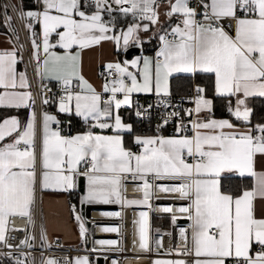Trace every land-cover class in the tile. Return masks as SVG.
Instances as JSON below:
<instances>
[{
	"label": "snow or ice",
	"instance_id": "obj_1",
	"mask_svg": "<svg viewBox=\"0 0 264 264\" xmlns=\"http://www.w3.org/2000/svg\"><path fill=\"white\" fill-rule=\"evenodd\" d=\"M13 9L30 34V58L40 81L34 93L27 70H19V50L15 45L0 50V245L18 253L6 254L14 264H33L32 253L23 249H33L36 239L28 229L34 224L37 192L71 194L81 179L87 182L81 205L148 209L133 222L143 252H151L153 242L162 247V239L150 236L149 212L171 213L174 226L175 213L183 214L188 225L166 252L176 258L153 264H264V170H257L264 160V122L253 124L249 107L250 98H264V0H195V6L193 0H35ZM4 18L11 27L7 6ZM154 29V55L107 62L99 90L85 78V50L108 42L119 57L131 48L142 49L143 36ZM179 74H206L214 97L197 85L194 95L181 98L192 107L167 112L173 107L171 78ZM135 94L153 95L157 107L165 109L152 135H136L121 115V109H135L143 119L152 109L136 103ZM214 98L227 101L238 124L215 118ZM50 106L56 114L47 110ZM57 114L74 115L84 130L65 134ZM170 122L176 123V134L162 135ZM126 134L133 136L138 151L125 146ZM245 178L250 186L233 182ZM129 183L141 199L124 195ZM157 194L187 203L153 208ZM72 211L86 241L83 218L75 205ZM13 217L24 218L26 227L9 228ZM14 231L27 232L16 245L9 243ZM101 231L119 233V228ZM39 239L51 248L43 225ZM95 244L99 248L93 252L111 250L117 241ZM40 264L91 262L88 256L61 261L41 252Z\"/></svg>",
	"mask_w": 264,
	"mask_h": 264
},
{
	"label": "built area",
	"instance_id": "obj_2",
	"mask_svg": "<svg viewBox=\"0 0 264 264\" xmlns=\"http://www.w3.org/2000/svg\"><path fill=\"white\" fill-rule=\"evenodd\" d=\"M2 4V11L4 14L5 6H7V14L12 17L11 27L8 26L9 32L12 35L13 39L15 40L18 49L20 51L21 56L23 57V62L25 65V68L28 72L29 79L33 82V90L34 93L37 89H39L40 81L35 78L34 72H33V65L31 63L30 54H29V46L27 41V35H26V27H25V21H23L18 12L13 9V5L16 6V8L20 7V0H1ZM193 6H195V0H193ZM15 29V32L12 31V29ZM103 66L101 65L98 68V75L101 76V72L103 71ZM48 83V82H45ZM49 87L52 88L53 93H57L59 91L58 87L55 86V83H49ZM196 88V84L194 82L191 83L190 88L185 93L180 94H174L171 98V103L173 107H170L167 109V112H171L175 110L176 106H180L183 108H190L193 105L188 103V101L181 100L182 97H189L194 95V90ZM134 101L138 103L139 105H142L143 107L147 108L149 104L153 105L152 109L149 111V113L143 118H137L134 114L135 109H133V115L138 124L141 125L142 129H153L156 131L157 125L162 122L161 117L166 114L165 109L162 107H157V98L150 94H135L134 95ZM39 106L37 108V112H39ZM178 123V121H177ZM188 123V119L185 118V124ZM63 125V123H62ZM167 128L168 133H175L176 123H169L168 125L164 126ZM190 127V125H189ZM124 195L128 199H141L142 193L138 191L133 190V185L129 183L127 185V190L124 192ZM152 205L153 208H156V206H162V205H169L172 207H175L176 204H186L187 202L184 200L179 199L175 195L172 194H157L152 199ZM117 205V204H116ZM134 207H121V205H117L118 211L121 213L120 217H107L106 219L95 221L88 219L86 216V219L89 221L90 226V235L88 239L89 248H77L72 247L69 245L63 244L58 238H52L48 240L49 243H51V248H47L46 245L43 244V242L40 241V230H41V221H40V215H39V206H38V196L36 197V204L33 207V220L34 224L28 229V232H30L36 239L33 241L34 247L33 249L24 248L23 250L25 252H31L32 255L30 259L33 261V264H40L41 259V252H43L44 256H53L57 259H60L61 261L64 260L65 257H72L76 254H85L89 256H101L103 258V264H104V257H108L110 255H116V256H122L124 259L125 257H131V259L135 262L136 258L141 253H146L148 255H159L163 254L166 255V252L168 249L174 248L176 243L179 242L178 233L180 228H186L188 225V221L186 222H177L175 226L171 223L169 224V228L165 231H162L158 234H153L150 231V236L152 237L153 241L155 239H162V247L158 248L155 243H152V247L154 249H157L156 253L153 252H143L139 250L138 243L136 244V239H138L137 232L134 233L135 225H134V219H133V211ZM144 207L146 211L148 209L145 206ZM168 215L172 217L171 213H160L156 211L149 212V218L151 215ZM175 215L177 217H183V214L176 212ZM98 223H104L106 225H114L115 227L119 228V233H109V232H99L96 229V226ZM26 227V220L24 218L20 217H13L10 219L9 228H15V229H24ZM177 231V232H176ZM166 233H171L172 235H166ZM27 232L24 231H14L9 233V243L16 245L19 243L20 240L24 239ZM176 237L174 238V236ZM101 237V239H109V240H115L117 241V246L114 247L111 250H100L97 252L91 251L94 247L99 248V245L95 244V241L97 238ZM12 237H15L12 239ZM135 241V243H134ZM59 245V246H58ZM10 251H13L14 256L18 255L14 250L8 249L2 245H0V264H14V259L8 257L6 254Z\"/></svg>",
	"mask_w": 264,
	"mask_h": 264
},
{
	"label": "crops",
	"instance_id": "obj_3",
	"mask_svg": "<svg viewBox=\"0 0 264 264\" xmlns=\"http://www.w3.org/2000/svg\"><path fill=\"white\" fill-rule=\"evenodd\" d=\"M161 19L162 21H166V18L163 16L161 17ZM37 31H38V28H37ZM151 34L152 32L151 33L149 32L148 34L144 35L143 40L148 41L150 37H152ZM154 37L155 36H153V38ZM13 45H15V47L18 49V46L15 40L13 39L12 35L9 32L8 25L5 21L4 14L2 11V4L0 0V50L11 49ZM157 46H158V40L154 38V43H153L151 51H143L142 49H139L138 52H132L131 55L128 57H126L124 54H121L118 57L112 44L108 42H104L101 46H98V47H95L89 50H85L83 52L82 54L83 75L85 76L86 79L89 80L90 83H92L99 90L103 83V78H101L98 75V68L101 65H105L107 62L113 61L117 58L131 59V58H134L136 55H147V56L154 55V50L157 48ZM18 55L21 56L20 51L18 52ZM19 70L21 71L26 70L24 62H22L19 65ZM179 75H182V74H179ZM187 75H190V74H187ZM51 83H55V82H51ZM212 89H213V86H212ZM213 93H214V90H213ZM208 97L211 98L210 96ZM25 115L26 113L23 111L20 113L21 118H23ZM215 118L232 119L234 123H237V124L239 123L238 121H235L234 118L230 116L229 117L228 116H220V117L215 116ZM125 121L127 123H130L127 120ZM79 131H83V130H79ZM79 131H74L71 133L75 134ZM135 134L136 135H152L154 134V132H135ZM161 134L165 136H171V135H175L176 133L174 134L161 133ZM124 140H125L126 147L132 148L133 151H138L137 146L133 143L132 135L126 134L124 136ZM257 170H264V160L258 161ZM86 187H87V182L86 180H84L85 191H86ZM70 195L71 194H68V193H57V192H50V191L43 192V193L39 191L37 192L41 225H43V227L46 229L48 240L52 238H58L65 245L86 249V248H89V243H88L89 236L86 241H83L80 237L78 222L75 220L74 216L72 215V210H71V206L74 205L73 203L75 202L72 201ZM162 206H168V205H162ZM136 207L144 208L141 206H136ZM156 207H160V206H156ZM117 211H118V208L116 204H108V205L96 204V205H84V210H83V213L81 214L83 215L84 221L86 223L88 221L86 217L91 220L100 221V220L106 219L107 217H113V216L102 215V213L117 212ZM141 211H146V210L144 208ZM141 211H138V212H141ZM169 217H170V221H169V224H170L172 220H171V216ZM138 218H139V215H138ZM169 224L167 228L163 230H167L169 228ZM149 225H150V218H149ZM89 226L90 224L88 225V228ZM175 237L176 235L174 236V238ZM77 256H88L89 257V255H85V254H76L72 256V258L77 257ZM164 258H176V257H168L167 255H163V254L148 255L146 253H141L136 258V261L134 262L131 259V257H125L123 259L122 256L110 255L106 258L104 257V264H153L154 260L164 259ZM90 262L91 264H96L93 260H90Z\"/></svg>",
	"mask_w": 264,
	"mask_h": 264
},
{
	"label": "trees",
	"instance_id": "obj_4",
	"mask_svg": "<svg viewBox=\"0 0 264 264\" xmlns=\"http://www.w3.org/2000/svg\"><path fill=\"white\" fill-rule=\"evenodd\" d=\"M35 3V0H20V6L21 5H33ZM26 35L27 40L30 45V34L28 30L26 29ZM154 43V38L150 37L148 41H144L142 50L143 51H151L152 46ZM192 81L194 83L200 86H204L207 88V95L211 98L214 97L213 89H212V82L211 80L206 76V74H197L195 76L193 75H175L171 78V86H172V93L174 94H180L185 93L191 86ZM227 101L220 99V98H214V116H230V114L227 111ZM249 107L253 109V116H252V123L255 124L257 122H264V98L261 97H254L250 98L249 100ZM48 110L56 114L55 106L48 107ZM121 115L124 118V120L129 121L131 124H133L135 132H156L153 129H142L141 125L138 124L134 118L133 115V109H121ZM58 118L62 121L64 131L65 133L84 130V124L83 122L75 117L74 115L69 114H57ZM69 121L71 123L69 124ZM161 133H168L167 128L163 127L161 129ZM234 184L239 186H250L251 180L249 178H245L244 180H234ZM69 194V193H68ZM73 202L77 203L79 200V193L77 190H75L70 195ZM170 221V217L167 215H151L150 216V231L152 233H158L163 229H166Z\"/></svg>",
	"mask_w": 264,
	"mask_h": 264
},
{
	"label": "water",
	"instance_id": "obj_5",
	"mask_svg": "<svg viewBox=\"0 0 264 264\" xmlns=\"http://www.w3.org/2000/svg\"><path fill=\"white\" fill-rule=\"evenodd\" d=\"M139 49L136 48H131L127 54H124L126 57L130 56L132 52H138ZM77 191L79 193V201L80 198L84 195V180L81 179L80 181H78V187H77ZM79 210L81 213H83L84 210V205H81L79 203ZM186 220L183 217H178L177 222H185ZM86 225L88 226L89 223L86 222ZM90 260H93L96 264H102L103 263V258L101 256H89Z\"/></svg>",
	"mask_w": 264,
	"mask_h": 264
},
{
	"label": "bare ground",
	"instance_id": "obj_6",
	"mask_svg": "<svg viewBox=\"0 0 264 264\" xmlns=\"http://www.w3.org/2000/svg\"><path fill=\"white\" fill-rule=\"evenodd\" d=\"M28 46H29V43H28ZM31 52H30V46H29V54H30ZM30 57V56H29ZM31 59V58H30ZM31 63H32V65H33V62H32V60H31ZM169 206V205H168ZM180 206H182V204H176L175 205V208H178V207H180ZM142 209H144V208H140V207H134V211H133V219L134 220H138L139 218H138V215H139V213L140 212H138V211H141ZM187 221V220H186ZM185 221V222H186ZM88 222V221H87ZM89 223V222H88ZM90 224V223H89ZM105 226H114V225H106V224H104V223H99V224H97V226H96V229H97V231H99V232H102L103 233V231H101V229L103 228V227H105ZM100 228V229H99ZM162 231H165V230H161L160 232H162ZM137 232V226L135 225V229H134V233H136ZM160 232H158V233H160ZM158 233H153V234H158ZM98 240H109V239H101V237H99L98 236V238H97V240L96 241H98ZM138 243V239H136V244ZM153 248V247H152ZM157 249H154L153 248V250L151 251V252H153V253H156L157 251H156ZM158 253V252H157Z\"/></svg>",
	"mask_w": 264,
	"mask_h": 264
},
{
	"label": "rangeland",
	"instance_id": "obj_7",
	"mask_svg": "<svg viewBox=\"0 0 264 264\" xmlns=\"http://www.w3.org/2000/svg\"><path fill=\"white\" fill-rule=\"evenodd\" d=\"M12 1H14V0H12ZM154 32H155V29L153 30V32H152V34H151V36L153 37L154 36ZM151 33V32H150ZM155 38V37H154ZM147 40V39H146ZM28 41V40H27ZM30 51H31V43H30ZM84 193H85V189H84ZM78 202H79V200H78ZM73 203L75 206H76V212L77 213H79L81 216H82V218H83V215L81 214V212H80V210H79V203ZM73 206V205H72ZM72 206H71V210H72ZM72 215L74 216V218H75V215H74V213H73V211H72ZM83 221H84V218H83ZM84 223H85V221H84ZM85 226H86V228H87V238H88V236L90 235V232H89V228H88V226L86 225V223H85Z\"/></svg>",
	"mask_w": 264,
	"mask_h": 264
}]
</instances>
